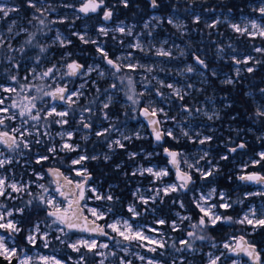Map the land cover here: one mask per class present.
Listing matches in <instances>:
<instances>
[{"label": "rangeland", "instance_id": "1", "mask_svg": "<svg viewBox=\"0 0 264 264\" xmlns=\"http://www.w3.org/2000/svg\"><path fill=\"white\" fill-rule=\"evenodd\" d=\"M42 3L47 7V11L45 12V16L47 17L45 22L46 26L44 27L48 28V30L44 31L45 29L43 27L42 30L45 34L41 38L37 39V33L29 31L28 27L23 21L24 19L22 15L18 12L10 13L7 18H5L4 20H0V34H4L6 39L9 38L7 32L8 26L13 20H15V27L13 28V32H21L19 36L11 38V44L13 48L18 49L21 46H25V41L28 39V37L21 39V35L24 33H34L35 39L33 40V44H36L38 42L39 45L47 48V52L45 54H40L38 47L28 45L25 46V52L23 56H21L19 52H8L7 45H5V48L1 49V51H4L5 54L7 53L8 56L12 57V62H9L8 57L5 60L4 64H0V85H3L5 87H15L17 89V92L8 93L0 89V99H4V105H0V107H9V112L7 114L0 115L10 116L13 113H18L20 104L27 103V101L23 98L25 96L31 97L32 95H36L35 86L43 85L44 89L48 90L50 81L40 80L36 77L39 75V73L43 72L49 67H52L53 65H56V67L59 69L55 73V82L51 83V87L53 89L57 86V84L61 86L67 84L70 91H80L82 93L79 98L74 97V100H78V102H80L81 98L85 97L87 98L86 102L88 104L91 100H89V95L86 94V91L89 90L91 91L90 94L93 95L95 99H98L97 106L99 107V110L98 112H96V108L93 114L89 117H87L85 114H81L79 116V119L75 123L71 122L69 116L65 117L64 119L68 120V124L61 126L60 124L54 123L55 120L59 119L55 115L48 117L47 121L43 119L44 113L53 106L51 98L44 96L42 100L35 101L37 108L41 109L42 115V120L39 122L37 127H33V125L37 122L29 121L28 124H24L19 117H17L16 120L6 119L5 124L0 125V131H9L11 133L12 129L21 128L22 130L26 129L31 131L33 135L24 136V140L31 141V143L29 144V148H24L23 145H21V147L16 149L15 151H9L4 145H0V152L4 153V156L0 158L12 159L11 164H7L4 168H0V176L6 178L9 183L16 182L18 184L29 185V188L24 192L11 193V196L13 197L12 199H5L3 197H0V203L6 204L8 209H16L19 207L24 208L26 211V208L28 207L26 206L27 202L29 200H34L33 197L42 194V190L37 187V185L39 184H44L49 189H52V191L48 193L49 196L55 197L58 201H63L62 197H60L59 194L54 191L56 185L52 183L50 179H48L46 173L36 169L37 165L41 164L42 162L48 161L51 162V164H58V162H56V158L59 157L60 161L66 167V172L69 177L71 176L75 181H79L80 178L75 174V171L81 168H86L88 174H90V171L87 167V162H90L91 159L83 161L80 165H73L72 160L78 158L80 155L88 156L86 153V149L82 147V143L89 141L91 138H93L94 141L99 140L100 137L94 135L96 131H100L106 128L111 129V131L106 135L107 138H109L106 146L107 151L102 153V155H94L101 159L106 155L109 156L110 159L106 161H110L113 156L118 153V151L130 149V146L134 144V141L144 142L152 138V136H150L148 126L144 121H142L139 114L143 107H149V110H151L152 107H155L156 109H163L164 113H167V117L159 112L157 114L159 116V120L161 121L160 124L162 126V130L166 133L168 129H171L173 132V136H175L177 139H173L169 136L167 137L176 144L180 143L182 145H185L184 148L179 150V152L182 153V156L180 157V167H182L184 171L188 170L187 164L184 163L185 159H187L188 163H195L203 155L204 151H207L209 153L208 143L200 145L199 143H193V140L198 141V139L202 138L203 136H211L213 139L219 133V127L216 126V124L223 117V110L229 107V100L221 95L212 85L211 80L208 78V75L206 73V68L200 66L196 63V61L194 62L189 58V56L192 55L191 49L195 50L196 48L194 44L195 40L188 37L190 35V30L188 29L187 22L183 17L172 12L165 19L161 14L155 11H151L148 18H146L143 22L135 23L126 19H117L115 17L116 15L114 10L109 6H106L104 8L111 9L113 12V16L109 21H105L103 19V12L101 15L103 22L97 26L95 31L87 24H85L84 26H77L76 23L83 18L82 14L79 11V7H76L72 4H66L63 0H60L58 2L54 0H42ZM0 4L6 5L8 7H18L11 0H2L0 1ZM261 4H264V0H259L256 4L252 5L251 10L253 11V8L258 7ZM66 5H70L71 7H66ZM32 11L34 13V9H32ZM32 15L30 16L29 20H31ZM36 15H39V13H36ZM196 16H199V14H192L193 21L195 20ZM153 17H158L159 19H153ZM169 19H172L175 24H182L183 27L178 30V28L174 27L173 24L168 23ZM217 19L220 21L219 24L226 25L232 33L236 35L238 34V36L250 37L247 34L242 35L235 32L230 26L231 24H240L243 27L249 21L255 20L258 23L264 25V19L258 13L257 15H240L236 18L228 12L214 13L213 17L205 18L204 23L208 26L209 24L215 23ZM200 20L201 18L199 19V21ZM49 21H52V23H49ZM145 24H148V28L144 27ZM166 24L168 25V27H166ZM118 26H125L126 29L131 28L132 36L123 35L114 31H109L108 36H103L98 31L100 27L115 29ZM38 27L40 28L41 26H39L38 24ZM171 28H174V30L176 31L175 34H169ZM22 29H27L28 31L24 32L22 31ZM57 32H59V34L65 41H71V43L67 44V46L72 44L71 36H76L79 39V36L76 34H80L84 35L85 39L88 41H97L98 44H94L96 49L99 45L104 50L102 42L99 41V37L101 36L106 39L108 38V40H110V44L114 45L115 47L113 49L112 56L109 55V51H106L108 53V58L117 61L121 65L122 70L120 72H115V70L106 63V60L104 58L105 64L98 61H90L87 68H84L85 70H87L89 67L97 68L98 71H93L85 76H78L76 78L65 75V73L67 72V63L73 61H69L71 53L67 51L59 53V51H57V49L59 48H64L61 47L59 42L56 41ZM149 33H151V35H149ZM136 38L139 39V42L144 47V51L129 47L130 44H135L137 42ZM255 38L258 39L261 37L256 36ZM159 48L170 50L171 56L164 57L156 55V50ZM32 49H36V51L33 52L32 56L26 55L28 51H32ZM181 53H183V55H181ZM261 53L263 52L254 51V53L252 54L243 56L241 54L235 53V50H233L228 54L229 57L227 58V60H230V58L232 60V57H236L237 59L251 57L252 60L248 64H236L232 60L234 67V72L232 75H226L224 72L216 73L214 71L212 73V76L215 79L218 78L220 83H226L228 79H231L234 82V76L237 77L240 74L247 72L246 69L248 67H256L255 65L257 63H255V61L260 60ZM37 56H40L39 64H36ZM54 56H56V58H54ZM195 56L196 55L194 54L193 58ZM117 58L120 59L117 60ZM13 63H18L20 67L18 69L14 68L12 66ZM129 63L137 65L134 71L129 70L126 67V65ZM189 65H191L194 69V71L191 73L185 71V69ZM149 67L152 69L151 72H148L146 70ZM33 68H35L36 70V75H33L31 72ZM237 68L240 69L239 73H237ZM101 71L104 73L103 76L99 74ZM12 75L17 76L18 83L14 84L9 79V77ZM25 76H27L28 79H24ZM125 77H131L133 80V90L135 92L134 99L139 101L138 104H133L132 101L127 99V95L132 94V90H130L129 86L127 85V79H124L123 84L120 83L121 78ZM76 79L77 82H74ZM113 83L117 85L115 89L111 87ZM168 84H172L174 88L180 89V94L183 95V99H180L178 95H175L173 93V89L167 87ZM21 85H28L32 90L21 91ZM80 85H84V87L81 88ZM188 85H192V87H188ZM157 92L161 93V95H157ZM141 93L143 95H140ZM109 96H111L112 98L109 108L115 107L117 109H120L121 115L117 114L116 116L111 114L108 115V119H104V113L108 108L104 109L103 104L105 102H108ZM14 101L18 105L17 108L10 107ZM78 102L73 105L78 104ZM256 102V107H264V100H257ZM55 106L57 111H63L69 108V105L58 102L55 103ZM184 108L192 109V114L189 115L188 112L184 111ZM196 109H200V111H196ZM205 112H207L209 115H213L214 113L218 114L219 118L217 119L216 115H213V119L209 120L208 117L204 114ZM81 116H83L86 121H89L91 123V129L83 128V125L80 124ZM133 120L135 121V124L132 126L131 122ZM182 130L187 131L191 139H189V136H184ZM37 131L40 133L39 139L42 141V143L40 144L35 143V140L37 139L35 133ZM66 131H71L74 133L70 143L79 145L78 151H60V146L64 141L61 139L58 133ZM44 132H48L49 135H44ZM137 133H139L140 138H137ZM196 133H200V136H196ZM16 135L17 137H19L18 133ZM85 135L88 136L87 140L82 139V137ZM124 136H131L132 139L126 140L124 139ZM260 136L263 135L261 134ZM116 139H120L125 147L119 148L114 146L112 149H110L109 143ZM103 140H105V138ZM33 145H37V148L35 151L33 150L31 154L29 151L32 150ZM151 145L154 148L156 146L159 147L158 142L156 141H152ZM51 146H55L57 148L56 153L53 154L48 151V148ZM260 152H264V149L259 151V153ZM124 153L125 152L118 153L117 155L120 154V156L123 157ZM130 153H136L135 157L131 158L129 155ZM160 155L164 156L163 150L157 151L156 153H149L146 149L141 150L140 152L130 150L126 152L125 158L128 160H133V164L129 166L126 165L127 168H125V163L116 164L114 169L122 170V176H127L129 173V176L133 180L131 189L132 197L131 200H129V202H127L125 205V212H127L126 215H113L111 211L107 213L106 219L108 223L114 222L115 220H129V222L132 223L134 229L143 230L146 236L152 237L157 241H166L167 243L164 248H159L156 247L155 244H148L147 242L140 241H134L130 244L127 242L118 244L117 240H121L122 238L116 237V234L112 233L111 229L109 228L108 230L115 237V241L113 243H110L108 241H100L98 238H91L88 236L83 237L74 234L72 235L70 233H68L67 236H63L62 239L68 242H74L78 238L89 240L95 239L101 243L109 244V249H106L104 251H115L117 255L115 257L108 256V258L105 260V264H120L121 258H123L125 261H131V264H146V261L148 259H152L158 262V264H179L180 259L184 260V264H196L194 263V261L187 258V252L178 253L171 247V245L173 244V242H175L177 247H180L181 245L179 244V241L181 239H187L188 237L186 233L192 230L190 225L198 222L194 219L193 214L190 212L193 207L196 208L195 202L201 195L207 196V194L213 188H215L216 195L211 198V204L218 205L222 202L218 197V194L222 192L229 198V202L232 203V206L234 205V203H237L238 206L245 205L246 208L244 209V211L239 216L235 217L234 220L241 218L245 212L249 211L250 208H256L258 213L262 208H264V202L260 200L261 196L247 195L253 192L264 191V185H255L252 190L245 192L241 198L232 199L223 189L220 190L214 185L206 186L202 184L201 181L198 183L196 178H199V180L201 178L199 174L195 173L194 171L192 172L194 183L191 184V189L188 192L180 191L178 193H171L167 196H163V194L161 193L162 201L161 197L158 196L155 203L150 202L147 205L141 203L137 199L138 195H142L146 198L152 197L156 195L153 189H159L171 184H178L177 178H175V175L172 173L173 167H171V164L169 163V158L167 159V162H159L158 157ZM224 155L228 156L229 154L223 153L222 156ZM39 156H48L49 159L47 161L37 163L36 160ZM137 156L141 157L142 160H137ZM209 156L210 153L205 159L200 160L197 166L205 170L213 166L218 169L219 166L217 164H209V161H211V158H209ZM254 161L260 162L259 155L257 158H247L239 163L237 166V169L239 170V172H237V175L239 177L241 175H244L246 173V169L249 166L258 164L253 163ZM148 167H152L155 170L167 169L169 175L163 177L161 180H154V178L148 174H145L143 176L139 174L135 176L132 175V173L137 169ZM37 173L43 174L44 179H37ZM91 182L92 183L90 184V187L96 189L97 194H111L113 196V191L110 189V187L102 190L101 181L92 180ZM29 192L32 193L31 196L28 194ZM87 192L89 193L86 200L87 208H97L101 211H106L109 208L108 201L96 200L94 198V194L91 191ZM171 195L174 196L173 199H171ZM115 199L116 198H114V201ZM186 200L188 202H191V206L186 202ZM165 202H169L167 210L170 211V215L166 217L163 212L160 211L161 206L164 205ZM181 202L184 205L183 207H180ZM129 205H135L137 211L141 214L136 218H131V213H129L127 210ZM31 207L28 208L31 209ZM205 207H207V205H205ZM87 208H85V212L89 214ZM214 211L224 215V211L226 210L219 209L217 207L216 209H214ZM200 215H202V213H200ZM19 216L20 215H14L12 219L19 221L20 227L23 229L21 232H19L18 234H11L10 236L0 234V236H4L7 238L5 240V243L8 247H15L20 250L18 251V255L32 257V264H41V261L39 260L40 256L55 257L56 259L60 260L62 264H74V261H76L77 259H73L68 256V259H64L60 256V254H66L64 249H68L70 251L72 250L67 246V243L62 244L59 240L56 239V236L59 235V233L51 231V229L48 227L50 221L49 217L47 219H40V221H36L35 224L29 226L28 228H23V222L21 221L22 219ZM144 216L146 217V222L142 220ZM183 216H189L191 217V220H181V217ZM161 219L166 221L164 225H160L157 223V221ZM172 223H175L180 230L174 231L171 227ZM36 224L40 225L41 232H50V244L47 248L43 247V242L40 241L39 237H37V243L35 246L29 244L26 239L29 231ZM218 224L234 225L235 223ZM237 226L241 227V229L243 230L242 233H244L242 235H244L245 237H247L246 233L247 235H252L259 231L261 228H264L260 227L253 231L252 226L249 225L237 224ZM52 227L55 228L56 226L53 225ZM150 229H157L158 231H150ZM175 232L181 233V239L177 237ZM239 236L241 235H230L222 242H214L218 245V247L216 248H212L211 244H208V250H205L204 253L198 251L197 254L202 255L205 263L208 264L209 258L207 256V253L211 252L214 255H219L221 252H227V250L220 247V245L225 242H231L234 244L236 241L231 240V238ZM141 243L144 244L143 247L139 246ZM125 247L128 249L127 252L123 250ZM151 247H156V251H148V248ZM261 249L264 253V248L262 247ZM82 250L84 251V249H81V251ZM161 253H163V255H161ZM89 254L92 255L91 253ZM138 256H144L146 258L145 261H141L140 259H138ZM190 256L191 254H189V257ZM100 259L101 257H97L96 264H98ZM232 259H238L240 261V264H251L250 261L245 260L244 258H235L231 256L227 258V261L222 258L220 264H230V261ZM261 264H264V259H262Z\"/></svg>", "mask_w": 264, "mask_h": 264}, {"label": "snow or ice", "instance_id": "2", "mask_svg": "<svg viewBox=\"0 0 264 264\" xmlns=\"http://www.w3.org/2000/svg\"><path fill=\"white\" fill-rule=\"evenodd\" d=\"M121 3L125 8L129 6V0H121ZM26 4L28 7L34 9V13L32 15V21L38 22L39 26H41L38 31H42L43 27L46 26V19L45 12L47 11V7L43 5L42 0H26ZM104 4V0H86V3L83 4L82 7H80L79 11L85 14H88L89 12L95 13L98 9H100ZM151 5L153 8L159 7L157 0H151ZM66 7H71L70 5H66ZM18 7H8L6 5L0 4V20H4L9 16L10 13L18 12ZM254 12H257L261 17H264V4H261L260 6L253 8ZM36 13H39V15H36ZM113 12L111 9H105L103 13V19L105 21H108L112 18ZM153 19H159L158 17H153ZM199 16L195 17L194 22H199ZM31 22V21H30ZM62 22V21H61ZM49 23H52V21H49ZM168 23L173 24L174 27H177L178 30L183 27L182 24H175L172 19L168 20ZM220 21L217 19L215 23L209 24L208 27L215 28L217 24H219ZM35 26V25H33ZM232 29L240 33L242 35L247 34L251 38H255L256 36H259L261 38H264V25L258 23L255 20L249 21L247 24H245L243 27L240 24H231L230 25ZM15 27V20H13L7 29L8 32V39L5 38L4 34H0V49L5 48V45H7L8 52H19L21 56H23L25 52V46L31 45L33 47L39 48L40 54H45L47 52V48L44 46L39 45L37 42L36 44H33V40L35 39L34 33H29L28 39L25 41V46H21L20 48H13L11 44V38H14L15 36H19L21 34L20 31L13 32V28ZM145 28H148V24L144 25ZM251 29V31H250ZM22 31L27 32V29H22ZM99 33L103 36H108L109 31L118 32L123 35L132 36V30L131 28H127L125 26H118L115 29H109L106 27H100ZM79 36V39L83 41L84 43H93L98 44L97 41L92 40L88 41L85 39L84 35L76 34ZM151 35V33H149ZM56 41L59 42L61 47H66L67 44H70L71 41H65L59 32H57L56 35ZM135 44H130V48H135L140 51H144V47L139 42V39L136 38ZM166 43V42H165ZM231 47V46H229ZM97 51H100L101 54L104 56L106 63L111 66L112 69L115 70V72H120L122 70L121 65L112 59L108 58V53L104 51L99 45L97 46ZM256 52H264V48L256 47ZM218 52H223V49H218ZM156 55L158 56H164V57H170L171 51L165 50L163 48H159L156 50ZM183 55V53H181ZM120 58H117L119 60ZM196 63L201 65L202 67H207L205 62L200 59L199 57H195ZM232 60L236 64H248L252 58L251 57H245L243 59H237L236 57H232ZM9 62H12V57L9 56ZM40 63V56L36 57V64ZM255 63L259 64L261 61H255ZM14 68L18 69L20 65L18 63H13L12 65ZM126 67L129 70H135L137 65L129 63L126 65ZM143 67V66H141ZM67 72L65 75L69 77H75V76H85L93 71H98L97 68L89 67L87 70L84 69L83 65L73 61L70 63H67L66 65ZM59 69L56 67V65H53L52 67H49L45 69L43 72L39 73V75L36 77L40 80H49V87L48 90H45L43 85L41 86H35V92L36 95H32L31 97L25 96L23 99L27 101V103H21L19 106L18 113H13L12 115H0V125L5 124V120H16L17 117H19L24 124H28L29 121L37 122L33 125V127H37L39 122L42 120L41 115V109L37 108V105L35 101L42 100L44 96L50 97L51 101L53 102V106L47 110L44 113L43 119L47 121L48 117H51L55 115L59 119L55 120L54 123L60 124L61 126L67 125L68 120L64 119L65 117L69 116V113L71 111V106L78 102V100H74L73 98H79L82 93L80 91H70L68 89L67 84H64L63 86L57 84V86L53 89L51 87V83L55 82V73ZM148 72H151L152 69L149 67L146 69ZM186 72L191 73L194 71L193 67L191 65L187 66L185 69ZM240 69L237 68V73H239ZM248 73H252L255 71L254 67H248L246 69ZM33 75H36V70L33 68L31 70ZM101 76L104 75V73L101 71L99 73ZM9 79L15 84L18 83V79L16 75H12L9 77ZM24 79H28L27 76L24 77ZM124 79H127V85L129 86L130 90H132V94L127 95V99L132 101L133 104H138L139 101L134 99L135 92L133 90V80L131 77H125L121 78L120 83H124ZM162 83V82H161ZM228 84H232L233 81L231 79H228L226 81ZM81 88L84 87V85H80ZM113 89L117 87L115 83L111 85ZM168 88L173 89V93L175 95H178L180 99H183V95H181V90L178 88H174L172 84L167 85ZM188 87H192V85H188ZM0 89H2L4 92L13 93L17 92V89L15 87H5L3 85H0ZM21 91H31L32 89L28 85H21L20 87ZM260 92L264 94V88L260 89ZM42 94V95H41ZM140 95H143L142 93ZM157 95H161V93L157 92ZM111 96L108 97V102H105L103 104V108L107 109L110 106L111 102ZM63 102L66 105H69V108L63 110V111H57L55 103L56 102ZM0 105H4V99H0ZM11 108H17L18 105L14 101L11 106ZM85 111L91 113L92 109H85ZM184 111L188 112L189 115L192 114V109L190 108H184ZM196 111H200V109H196ZM9 112V107H0V114H7ZM163 114L165 117H167V113H164L163 109H156L155 107H152L151 110H149V107H145L142 110V114L148 119V123L152 125V131L154 134V138L157 142H161L164 135H167L169 137H172L173 139H177L175 136H173V132L171 129H168L165 132H162L158 125L161 123L160 120L155 119L157 116V113ZM209 120L213 119V115H216V118L218 119V114L209 115L207 112L204 113ZM255 115L257 117H264V107H257ZM104 119H108V114L104 113ZM80 124L83 125L84 129H91V123L89 121H86L83 116L80 117ZM111 129H103L100 131H96L94 135L97 137L106 136ZM19 134V137H17L16 134ZM182 133L184 136H189V133L187 131H183ZM25 135H33V133L29 130H22L21 128H14L11 130V133L9 131H0V145H4L9 151H15L16 149L20 148L21 145H23L24 148H29V144L31 141L24 140ZM37 136V139L35 140V143L40 144L42 141L39 139L40 133L37 131L35 133ZM44 135H49L48 132H44ZM58 135L61 137V139L64 141L62 145L60 146V151H68V152H74L79 150V145L70 143V141L73 138L74 133L71 131L61 132L58 133ZM123 135V134H122ZM137 138L139 137V133L136 134ZM196 136H200V133H196ZM82 139L87 140L88 136L85 135L82 137ZM124 139L131 140V136H124ZM189 139L191 137L189 136ZM212 141L211 136H203L202 138L197 140H193V143H199L200 145H204L206 143H210ZM119 147L124 148L125 145L121 142L120 139H116L114 141H111L109 143V148L112 149L113 147ZM246 145L244 143H240L236 147H232L229 149L230 153H235L238 149H244ZM48 151L50 153H56L57 148L55 146H51L48 148ZM164 154L169 157V163L176 169L177 173V179L180 181L178 184H171L164 186L159 189H153V191L156 193V195L152 197H144L142 195H138L137 199L147 205L150 202L155 203L156 198L158 196H167L171 193H178L180 191H187L188 186L192 183H194L192 172L198 173L200 178L203 180H207L210 177H213L214 172L218 171V169L213 166L207 170L198 167L200 160L205 159L209 153L207 151H204L203 155L197 160L195 163H188L187 159L184 160V163L187 164V171H182L180 168V157L182 156V153L178 151L170 150L169 148H164ZM131 158H134L136 153H130L129 154ZM260 160H264V152L258 153ZM4 153L0 152V157H3ZM97 156L88 157L86 155H80L78 158L72 160L73 165H80L83 161L88 159H98ZM105 160L110 159L109 156L103 157ZM49 159L48 156H39L36 160L37 163H41L42 161H47ZM220 159L227 160L228 156L224 155L221 156ZM12 159L11 158H0V168H4L5 165L11 164ZM253 163H259V161H254ZM209 164H211V161H209ZM48 174L53 177L52 183H55L57 186L54 189L55 192L59 194L60 197L63 198V201H58L55 197L49 196L48 193L52 191V189H49L44 184H39L37 187H39L42 190V194L39 196L33 197V199L37 202L39 206H42L46 211V216L50 218L48 227L51 229V231H55L59 233V235L56 236V239L60 241V243H67V246L76 253H79V257L76 261H74V264H88V254L91 253L94 257H101L98 264H105V260L108 258V256L115 257L117 253L115 251H109L105 252L104 250L109 249V244L107 243H101L95 239H83L78 238L74 242H68L64 239H62L63 236H67L70 232H81V233H89L90 235H98V236H105L109 240L115 239V237L111 236L107 231H105V227L111 229L112 233L116 234V237L122 238L121 240H117V243H132L134 241H140V242H147L148 244H155L156 247L164 248L166 245V241L160 240L157 241L152 237L146 236L144 234L143 230H137L134 229L132 223L129 222V220H115L114 222L108 223L105 226H102L97 223V221L105 220L107 213L111 212L112 209L109 207L106 211H101L97 208H87V204H81V201L85 200V192L91 191L94 194V198L96 200H106L108 202H113L114 197L111 194L107 195H101L97 194L96 189L91 188L88 186V180L91 179L90 175L87 172L86 168H81L79 170L75 171V174L77 176L82 177L79 181H73L72 179L66 177L63 175V173L60 172L59 169L56 168H50L48 169ZM145 175L148 174L154 178V180H161L163 177H166L169 175V172L167 169H159L155 170L152 167L148 168H140L137 169L132 173L133 176L135 175ZM37 179L43 180L44 175L37 173ZM241 181H251L253 183L264 185V177L257 176L255 174L250 175H241L239 177ZM63 181V183H62ZM68 185H73V187L69 188ZM29 188L28 184H18L16 182L9 183L8 180L2 176H0V197H3L5 199H12L11 193H21L26 191V189ZM67 189V191H65ZM10 190V191H9ZM139 191V190H137ZM30 196L32 195L31 192L28 193ZM216 195V189L213 188L207 196L201 195L199 199L195 202V206L197 209H199V212L202 213L197 223H193L190 225L191 231H188L186 233L187 239H181L179 241L180 247H177L176 243L173 242L171 247L178 253L180 252H187L189 254L196 253L198 249L195 247L196 241H206L211 240L207 233L208 228L216 227L218 223H235L240 225H249L252 226L253 231H255L257 228L264 227V208L260 210L258 213L256 208H250L248 212H245L244 215L239 219H233L232 216H225L222 215L219 212L214 211L217 207L219 209L228 210L232 207V203L229 202V198L224 193H219L218 197L219 200L222 201L221 203L217 204H211L210 200L213 198V196ZM247 195L250 196H264V191H258L249 193ZM71 197V198H70ZM175 202V201H173ZM33 204V200H29L27 202L28 207H31ZM207 205V207H205ZM183 203H180V207H183ZM87 208V211L92 217V219L89 218V216L84 215V210ZM128 212L131 213V218L138 217L141 213L137 211V208L135 205H129L128 206ZM25 209L24 208H16V209H8L7 205L4 203H0V229L8 231L10 234H18L23 229L20 227L19 221L12 219L14 215H23ZM179 215V214H177ZM181 220H191V217L189 216H183L181 217ZM158 224L164 225L166 223L165 220H158ZM56 226L53 228L52 226ZM171 227L174 231H179L180 229L175 223L171 224ZM150 231H158L157 229H150ZM50 232L45 231L41 232L40 225L36 224L33 226V228L29 231L28 235L26 236V239L29 244L35 246L37 243V237H39L40 241L43 242V247L47 248L50 244L49 240ZM10 238V237H8ZM7 238L4 236H0V257L5 258L8 260L9 264L12 262V258L15 257L18 261V264H32V257L29 256H21L18 255V250L15 247H8L5 243V240ZM231 240H235L236 242L233 244L231 242H225L220 247L227 250V252H221L219 255H214L213 253L209 252L207 253V256L209 258L208 264H220L222 258L227 261V258L229 256L231 257H241L246 256L248 260L251 262V264H261V255L260 252L257 251V248L254 244L250 243L245 239L244 235H241L239 237H232ZM139 246L143 247L144 244L141 243ZM156 247L148 248V251L155 252ZM212 248L218 247L217 244L211 243ZM81 249H84L83 252H81ZM125 252H127V248L125 247L123 249ZM163 255V253H161ZM71 259V258H70ZM138 259L141 261H145L144 256H138ZM39 260L41 261V264H62V262L55 257H47V256H40ZM120 264H131V261H125L123 258L120 259ZM146 264H158V262L148 259L146 261ZM179 264H184V260L180 259ZM230 264H240V261L238 259H232L230 261Z\"/></svg>", "mask_w": 264, "mask_h": 264}, {"label": "trees", "instance_id": "3", "mask_svg": "<svg viewBox=\"0 0 264 264\" xmlns=\"http://www.w3.org/2000/svg\"><path fill=\"white\" fill-rule=\"evenodd\" d=\"M11 1H13V3L19 7L18 13L22 15L24 19L23 21L28 27L29 31L37 33V39L41 38L45 33L43 30L38 31V29L41 28L38 27V22L32 21V18L29 20L33 11L32 8H28L26 0ZM54 1L58 2L60 0ZM63 1L66 4H72L79 8L86 2V0ZM258 1L259 0H157L159 10H155V12L161 14L165 19L172 12L185 19L188 29L190 30V35L188 37L195 40L194 44L196 47L195 50L191 49L192 55H190L189 58L194 62L196 61V56L203 59L207 65L206 73L208 78L211 80L212 85L221 95L229 100V107L223 110V117L216 124V126L219 127V133L212 139L210 143H208V150L210 153L209 158H211V163H215L219 166L218 171H215L213 177H210L207 180H199V178L196 179L198 183L201 181L202 184L206 186L214 185L220 190H225L232 199H239L245 192L252 190L250 185L243 183L239 179V176L237 175V172H239L237 169L238 164L247 158L258 157L259 151L264 149V117H257L255 115L257 109L256 101L264 100V94L260 92V89L264 88V52L260 54L261 57L259 61H261V63L255 65V71L252 73L244 72L237 77L234 76L235 81L232 84L220 83L218 78L215 79L212 76V73L215 71L216 73L224 72L226 75H232L234 72V67L231 58L230 60H227L229 57L228 54L233 50H235V53L241 54L243 56L252 54L254 53L256 47L264 48V39L238 36V34L236 35L232 33L227 28V26L223 24H219L215 28H209L204 23V20L205 18L213 17L214 13L228 12L231 13L235 18L246 14L257 15V12H253L251 10V6L256 4ZM106 6H109L114 10L116 15L115 17L117 19H126L135 23L143 22L151 13V6L147 0H129V6L127 8L123 6L121 0H104L103 6L94 15L84 16L81 20H79V22L76 23L77 26L79 27L87 24L96 31L97 26L103 22L101 15L104 12V7ZM192 14H199L201 20L198 23L194 22L192 20ZM29 21H31V23ZM166 27H168L167 24ZM44 29V31L48 30L46 27H44ZM169 32L170 35L176 33L174 28H171ZM28 36L29 33H24L21 35V39H24ZM71 40V45L57 49L59 53L64 51L71 53L69 61H77L83 65L84 68H87L90 61H98L105 64L104 56L100 51H97L94 44L83 43L76 36H71ZM99 41L102 42L104 50L109 51V55L112 56L113 49L115 47L114 45L110 44V40L100 36ZM218 49H223V52H218ZM34 51H36V49H32V51L29 50L26 55L32 56ZM0 53V64H4L5 60L9 56L7 53L5 54L4 51H1V49ZM194 54L196 56L193 58ZM54 58H56V56H54ZM77 79L74 82H77ZM90 93L91 91H86V94L89 95V100H91L89 104L86 102L87 98L83 97L81 98L80 102H78V104L72 106L69 113V119L72 123H75L81 114H85L87 117H89L93 114L96 108V112H98V99H95V97ZM89 108L92 109L91 113L85 111V109ZM106 112L108 115H121L120 109L115 107L108 108ZM261 134L263 136H260ZM104 138L105 140H103ZM108 141L109 138H107V136H102L96 141L91 138L89 141L82 143V147L86 149L88 157H92L96 154L102 155V153L107 151L106 146ZM242 141L247 143L246 150L237 152L236 154H229L227 152L229 148L238 146ZM158 145L160 149L163 148V146H161L159 143ZM166 145L176 150H180L185 146L180 143L176 144L172 142L168 137L165 143V146ZM130 147V149L125 151L128 152L130 150L140 152L141 150L150 148L149 145L146 146L145 141H134V144ZM36 148L37 145H33L32 150L29 152L32 154L33 150L35 151ZM121 152L122 151H118V153ZM223 153L229 154L227 160L220 159ZM117 154L113 156L110 161H106L103 158H98L95 160L91 159L90 162H87V167L89 171L94 172L96 177L95 180L101 181L102 190L110 187V189L113 191V196L116 199L113 202H108L109 207L112 209L113 215H126L127 212H125V205L127 202H129V200H131L132 197L131 189L133 180L129 176V173L127 176H122V170H116L114 167L116 164L125 163V168H127V166L133 164L134 161L128 160L124 156L121 157L120 154ZM136 158L137 160H142L141 157L137 156ZM167 159L168 157L161 155L159 156V162H167ZM56 162H58V164H51L49 161L42 162L41 164L43 166L41 167V164H38L36 169L43 170V167L45 166H56L58 168L60 167L65 172L67 171L59 157L56 158ZM247 171H257L264 175V160H260L258 164L254 165L253 167H249ZM260 200L264 202V196H261ZM186 202L191 206V202H188L187 200ZM168 205L169 202H165V204L160 208V211L163 212L165 217L170 215V211L167 210ZM245 208V205L238 206L237 203H234L231 209L224 211V215L232 216L234 219L235 217L239 216ZM190 213L193 214L195 220H199L201 215L198 209L193 207ZM19 217L22 219L21 221L23 222V228H28L29 226L35 224L36 221H40V219L48 218L46 216L45 209L42 206H39L35 200H33L31 209L27 207L24 214L20 215ZM142 220L146 222L145 218H142ZM240 229L241 227L237 226V224H217L216 227L208 228L206 230L211 240L197 241L195 247L198 249V251L204 253L205 250L209 249V247H207L208 244L222 242L230 235L244 234L242 233L243 230L241 229L240 231ZM177 233H179L178 238L181 239L182 231L181 233ZM246 236L248 237L249 241L258 246V248H264V228H261L252 235H247L246 233ZM64 251L66 254H60V256L64 259H68L67 256L73 259H78L79 257V253H73L68 249H64ZM81 252H83V250ZM197 252L191 254L190 257L189 253H187L186 256L196 264H206L203 256L197 254ZM262 259H264V255L262 256ZM96 261L97 257L88 254V264H96Z\"/></svg>", "mask_w": 264, "mask_h": 264}, {"label": "water", "instance_id": "4", "mask_svg": "<svg viewBox=\"0 0 264 264\" xmlns=\"http://www.w3.org/2000/svg\"><path fill=\"white\" fill-rule=\"evenodd\" d=\"M0 1H2V0H0ZM149 3H150V10L151 11H155V10H159V7H157V8H153L152 7V5H151V0H147ZM86 3V2H85ZM83 6V5H82ZM81 6V7H82ZM80 9V8H79ZM99 10V9H98ZM97 10V11H98ZM96 11V12H97ZM95 12V13H96ZM81 14H82V16L84 17V16H89V15H94L95 13H92V12H89L88 14H85V13H82V12H80ZM109 21V20H108ZM78 63V62H77ZM80 64V63H79ZM201 66V65H200ZM79 76V75H78ZM78 76H75V77H72V78H76V77H78ZM58 103H63V102H59L58 101ZM143 108H145V107H143ZM143 110V109H142ZM142 110L140 111V114H141V118H142V120H144L145 122H146V124L148 125V127H149V130H150V134H151V136H153V138H154V134H153V131H152V125H150L149 123H148V119L149 118H146L143 114H142ZM155 119H158L159 120V116H158V114H157V116L155 117ZM158 127H159V129L162 131V132H164L163 130H162V126H161V124H159L158 125ZM166 139H167V135H164L163 136V138H162V141L161 142H158L159 144H161V145H163L165 142H166ZM154 140H155V138H154ZM156 141V140H155ZM157 142V141H156ZM241 143H244L245 145H246V143L245 142H241ZM170 150H173V151H178L179 152V150L177 149H173V148H170V147H168ZM232 148V147H231ZM246 148V147H245ZM244 148V149H245ZM230 149V148H229ZM229 149H228V152H229ZM244 149H238L237 151H242V150H244ZM230 153V152H229ZM166 156V155H165ZM180 159V158H179ZM171 167H173L172 165H171ZM50 168H56V169H59L60 170V172L61 173H63V175L64 176H66V177H68V178H70V179H72V177L70 176L69 177V175L67 174V172H65L63 169H61L60 167L58 168V167H56V166H48V167H46L45 168V173L47 174V177H48V179H50L51 181L53 180V177H51L49 174H48V169H50ZM181 168V170L182 171H184L183 169H182V167H180ZM173 170H174V172H175V178H177V173H176V169L173 167ZM253 174H255V175H257V176H260V177H264L262 174H259V173H253ZM90 175V177H91V179H89L88 180V186H90V184H91V180H92V175L91 174H89ZM245 175H250V174H245ZM73 181H75L74 179H72ZM193 180H194V177H193ZM177 182L178 183H180V181L177 179ZM243 182H246V183H249V184H254L253 182H251V181H243ZM62 183H63V181H62ZM55 184V183H54ZM257 184V183H256ZM56 185V184H55ZM57 186V185H56ZM190 186H191V184L188 186V190L187 191H183V192H188L189 190H190ZM68 187L69 188H71V187H73V185H68ZM65 191H67V189H65ZM71 198V197H70ZM87 198H88V193H87V191L85 192V200L84 201H81V204L83 205V204H85L86 203V200H87ZM63 199V198H62ZM84 215H86V216H89V214H87L86 212H85V210H84ZM89 218L90 219H92L90 216H89ZM97 223L98 224H100V222L99 221H97ZM100 225H102V226H105L106 225V223H104V224H100ZM105 231H107L111 236H113L114 237V235L108 230V228L107 227H105ZM0 234H4V235H6V236H10L11 234L8 232V231H6V230H3V229H0ZM70 234H74V235H77V236H88V237H91V238H98L100 241H108V242H110V243H113L114 241H115V239H112V240H109L107 237H105V236H98V235H90L89 233H81V232H75V231H73V232H70ZM247 241H249L247 238H245ZM256 246V245H255ZM256 248H257V246H256ZM257 251H259V249L257 250ZM260 252V251H259ZM261 255V254H260ZM236 258V257H235ZM241 258H244L245 260H248V258L246 257V256H241ZM249 261V260H248ZM261 263H262V260H261ZM0 264H9V262H8V260H6L5 258H3V257H0ZM11 264H18V261H17V259L15 258V257H13L12 258V262H11Z\"/></svg>", "mask_w": 264, "mask_h": 264}, {"label": "flooded vegetation", "instance_id": "5", "mask_svg": "<svg viewBox=\"0 0 264 264\" xmlns=\"http://www.w3.org/2000/svg\"><path fill=\"white\" fill-rule=\"evenodd\" d=\"M140 114V113H139ZM140 117H141V114H140ZM142 119V118H141ZM138 121V120H137ZM142 121H144V120H142ZM145 122V121H144ZM146 123V122H145ZM135 124V121L133 120L132 122H131V125L133 126ZM147 125V124H146ZM148 126V125H147ZM149 128V127H148ZM150 131V130H149ZM150 136H151V134H150ZM167 140V139H166ZM152 141H154L155 142V140H154V138H153V136H152V138H150V140H148V141H145V143H146V146H150V148L149 147H147V148H149V149H146L147 150V152H149V153H156L157 151H162L163 150V154H164V148H168L169 146H165V143L163 144V145H161V146H163V148H159V147H153L151 144H152ZM243 142H245V141H243ZM246 143V142H245ZM236 147V146H235ZM246 148H247V143H246ZM246 148L244 149V150H246ZM244 150H242V151H244ZM242 151H236L235 153H229L228 152V150H227V152L229 153V154H236L237 152H242ZM122 152H125L124 154H123V156L125 157V154H126V151L125 150H123ZM121 152V153H122ZM164 156H165V154H164ZM158 157V156H157ZM165 157H168V156H165ZM159 158V157H158ZM169 158V157H168ZM253 158H257V157H253ZM253 158H250V159H253ZM254 165H256V164H254ZM254 165H251V166H249V167H253ZM41 167L43 166L42 164L40 165ZM47 166H45V167H43V170H41V171H43L44 173H45V168H46ZM248 167V168H249ZM247 168V169H248ZM247 169H246V173L245 174H253V173H259V172H257V171H247ZM174 175H175V172H174V170H173V172H172ZM90 174L92 175V180H95V175H94V172L92 171H90ZM244 174V175H245ZM259 174H261V173H259ZM47 175V174H46ZM263 175V174H262ZM264 176V175H263ZM79 178H80V180L82 179V177H80L79 176ZM91 180V181H92ZM243 182V181H242ZM92 183V182H91ZM243 183H246V182H243ZM246 184H248V185H250V187H252V188H254L255 187V185H258V184H256V183H254V184H249V183H246ZM174 198V196H172L171 195V199H173ZM174 207V206H173ZM145 218V220H146V217L144 216L143 217V219ZM144 221V220H143ZM100 222V224H104V223H106V224H108V222H107V219H105V220H101V221H99ZM175 234L177 235V237L179 236V233H177V232H175ZM245 238H247V237H245ZM248 239V238H247ZM249 240V239H248ZM250 242V241H249ZM251 243V242H250ZM253 244V243H252ZM255 245V244H254ZM259 249V251H260V254H261V260H262V256L264 255V253H263V251H262V249H260V248H258V246H257V250Z\"/></svg>", "mask_w": 264, "mask_h": 264}]
</instances>
